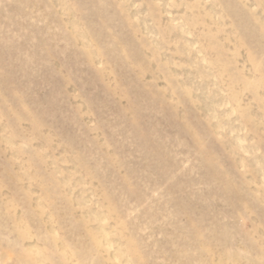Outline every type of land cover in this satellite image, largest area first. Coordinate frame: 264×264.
Listing matches in <instances>:
<instances>
[{
	"label": "rangeland",
	"instance_id": "rangeland-1",
	"mask_svg": "<svg viewBox=\"0 0 264 264\" xmlns=\"http://www.w3.org/2000/svg\"><path fill=\"white\" fill-rule=\"evenodd\" d=\"M0 264H264V0H0Z\"/></svg>",
	"mask_w": 264,
	"mask_h": 264
}]
</instances>
